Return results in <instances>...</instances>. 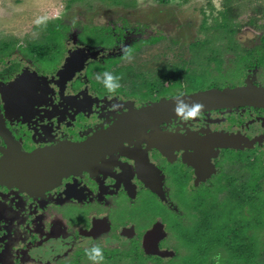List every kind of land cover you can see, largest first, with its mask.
Wrapping results in <instances>:
<instances>
[{"label":"flooded vegetation","instance_id":"flooded-vegetation-1","mask_svg":"<svg viewBox=\"0 0 264 264\" xmlns=\"http://www.w3.org/2000/svg\"><path fill=\"white\" fill-rule=\"evenodd\" d=\"M66 19H48L31 40L0 38V162L11 148L30 155L88 144L80 165L43 188L0 183V264H92L93 245L103 249V264H264V109L145 124L137 115L177 91L264 87L254 83L264 62L241 72L237 61L227 69L221 62V87L188 90L181 78L157 92L153 83L168 80L147 79L121 49L134 55L160 35L143 36L116 15ZM89 25L102 41L84 33ZM105 71L122 77L114 94L96 78Z\"/></svg>","mask_w":264,"mask_h":264},{"label":"rangeland","instance_id":"rangeland-1","mask_svg":"<svg viewBox=\"0 0 264 264\" xmlns=\"http://www.w3.org/2000/svg\"><path fill=\"white\" fill-rule=\"evenodd\" d=\"M67 1L0 0V38L15 36L20 41L31 40L32 31L38 26L36 20L41 18L46 22L60 16L70 23L77 18L94 23L101 18L120 16L132 28L142 29L143 36L160 35L156 43L140 45L128 62L147 79L155 80L173 68L198 71L214 56L222 62L223 69L233 68L239 55L264 41V0H231L228 16L240 24L231 35L215 27L221 20L225 0H78L69 9L65 7ZM115 1L126 5L114 6ZM97 29L89 25L83 31L90 39L100 33L98 40L102 41V31ZM56 40L59 43V37H54L52 42ZM215 66L213 60L209 61V69ZM262 71L254 83L264 86V68ZM253 74L248 72L242 83ZM259 209H264V205Z\"/></svg>","mask_w":264,"mask_h":264},{"label":"water","instance_id":"water-1","mask_svg":"<svg viewBox=\"0 0 264 264\" xmlns=\"http://www.w3.org/2000/svg\"><path fill=\"white\" fill-rule=\"evenodd\" d=\"M190 101L204 105V111L215 109L252 106L264 109V87L246 83L242 86L223 89H208L187 95ZM173 99L152 104L137 115L142 123L166 118H176L172 111ZM98 140V139H97ZM88 144L63 143L59 147L41 150L30 155L10 149L0 162V183L16 184L19 188L38 190L54 183L65 169L81 164V158L88 149ZM80 159V162L78 160Z\"/></svg>","mask_w":264,"mask_h":264},{"label":"trees","instance_id":"trees-1","mask_svg":"<svg viewBox=\"0 0 264 264\" xmlns=\"http://www.w3.org/2000/svg\"><path fill=\"white\" fill-rule=\"evenodd\" d=\"M78 0H69L67 1V7H69L73 2H76ZM165 2H167V0H164ZM179 1V0H178ZM180 1H186V0H180ZM120 2H113L112 4H119ZM231 0H225L224 4H225V8L223 11L220 12V22H218L215 27L222 29L224 32L229 33L230 35L233 34L235 32V27L240 26V24L236 21L234 22L233 19H231L228 16L229 13V8H228V4H230ZM126 4V2H123ZM45 30H49V27H44ZM51 31V30H49ZM156 38L154 37L152 40H155ZM151 40V41H152ZM244 54V53H243ZM243 54L239 55V58L237 60V63H239L238 67H237V71L241 72L242 69H244L247 66H252L255 64H261V62H264V41L261 42L260 46H256L251 50H248L246 52V54L244 56H251V58H243L241 57ZM207 64H204L201 69L198 72H186L185 74H182V68H174L173 70H169L166 73H164L160 79L162 80H168V83H158L155 82L154 84V88H158L157 92H160L161 89H164L166 87H173L175 85H180V79L183 78L186 80L187 83V88L188 90H195V89H203L205 87L209 88L210 84H212L211 86H219L221 87L223 85V83H225L226 79H224V75L223 73H221V71L219 70L220 67L219 65L221 64V61L219 60L218 57L214 56V57H209ZM213 60L214 63L216 64V69H218V73L216 75H212V73H210V69H209V61ZM241 65H244V67H241ZM236 73L234 75V78H238L240 77V73ZM234 80V79H233ZM231 80V81H233Z\"/></svg>","mask_w":264,"mask_h":264},{"label":"clouds","instance_id":"clouds-1","mask_svg":"<svg viewBox=\"0 0 264 264\" xmlns=\"http://www.w3.org/2000/svg\"><path fill=\"white\" fill-rule=\"evenodd\" d=\"M44 23V20L37 19L36 24L40 25ZM122 58L131 62L133 59L132 49L129 46H124L121 49ZM97 80L100 81L109 93H115L120 88V79L122 77L116 76L111 72L105 71L103 75L97 74ZM117 107V106H114ZM174 116L182 121H193L201 117L204 111V105L198 101H190L187 95L183 91H177L173 99ZM86 256L92 262V264H103L104 253L103 249L98 245L86 249Z\"/></svg>","mask_w":264,"mask_h":264}]
</instances>
